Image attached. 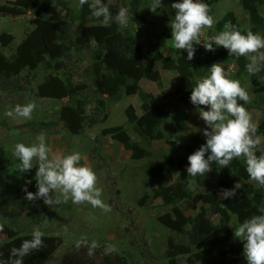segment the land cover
I'll list each match as a JSON object with an SVG mask.
<instances>
[{"label":"trees","instance_id":"16d2710c","mask_svg":"<svg viewBox=\"0 0 264 264\" xmlns=\"http://www.w3.org/2000/svg\"><path fill=\"white\" fill-rule=\"evenodd\" d=\"M217 1L219 0H202L209 7ZM237 1L245 12L248 29L238 22L234 12L226 11L215 23V32L224 31L225 23L231 21L242 34L251 30L264 36V17L260 12L264 0ZM175 2L180 0H167V3L154 13L166 15L172 22L175 9L171 4ZM150 6L148 0H129L125 7L128 9V20L135 26L145 24L153 13L149 9ZM28 11L36 15L31 20L35 27L25 39L26 43L32 44L33 47L27 53L20 44L8 56L0 53V82L4 85L13 83V86L19 87L20 90V82L27 81L24 75L27 73V77L31 73L29 69L34 71L41 68L34 95L48 100L67 99V103L60 107L55 121L72 135H80L82 129L88 125L105 122L108 102H117L123 93L126 96L136 95L140 101V114H137L132 105H128L124 110L127 127L119 125L101 130L102 136L112 138L129 151L131 160L137 158L140 142H169L168 134L163 132L162 127L170 117V104L158 102L156 96L145 92L140 86L141 80L152 82L162 90L161 71L179 76L182 85L176 95L177 101L192 106L191 91L199 79L209 75V68L213 63H234V75L239 79L247 72L246 64L250 63L247 57L237 58L229 55L223 47H218L215 53L208 51L207 54L201 51L199 45H195V58L191 61L187 60V52L184 50H181L180 54L170 47L169 53L165 54L161 45L164 46L167 41L164 37L171 38V24L155 37L157 45L148 46L144 50L133 35L132 29H121L114 20L110 22L109 27H105L101 20L92 16L88 4L79 9L77 18L80 21L91 20L95 24H83L76 29L73 36H69L51 0L0 1V17L24 16ZM111 12L115 16V12ZM12 41L11 35L0 34L2 47L9 46ZM83 51L91 54L90 64L84 69L88 80L77 81L74 80L73 64L75 60H79ZM261 72L264 74V69ZM261 74L252 75L251 81L254 92L264 94V83L259 80ZM240 103L243 104V101ZM91 104L94 108L88 114L87 109ZM259 129L264 131V119ZM202 132L203 130L187 139L181 148L180 156H168L163 161L149 160L145 163L144 173L151 179H160L173 171L178 173L172 183L158 186L152 197L159 199L161 205L167 209L156 218L157 221L168 230L184 237V243L169 242L165 257L168 264H176L179 257L185 258L191 264H245L243 242L234 238L229 223L234 218L239 225L253 215L264 214V186H248L244 190L239 189L235 198L223 199L225 189H232L238 181L250 180L243 158L233 160L229 167L225 168L213 163L212 171L205 176H188L185 170L188 156L206 142ZM131 134L139 141H132ZM171 145L180 148L175 142H171ZM261 148H264V145ZM257 154L259 155V152ZM193 181L202 188L201 192L194 187ZM8 182L14 189H18L22 183L15 177H8ZM201 195H205L208 213L217 218L216 222L204 221L198 216H185L182 213L183 202L198 199ZM0 224L4 225V231L0 232V259L8 260L10 250L13 247L19 248L23 240L32 238V234H20L5 223ZM3 235L5 239L1 238ZM43 240L45 246L24 257V264H44L62 245L61 238L56 236L44 235ZM61 264L129 262L124 254L118 252L104 254L101 247L89 257L87 247L77 249L74 245L63 257Z\"/></svg>","mask_w":264,"mask_h":264},{"label":"rangeland","instance_id":"374dc122","mask_svg":"<svg viewBox=\"0 0 264 264\" xmlns=\"http://www.w3.org/2000/svg\"><path fill=\"white\" fill-rule=\"evenodd\" d=\"M11 1V0H0ZM57 12L61 16L64 30L69 36H73L76 29L83 24H95L91 20L80 21L79 0H51ZM129 0H113L111 10L115 14L119 8L126 7ZM150 5L152 0H148ZM106 3L107 0H104ZM163 5L167 0H162ZM210 15L215 23L226 11H232L238 17V22L248 29V22L245 12L241 9L237 0H219L213 3ZM261 15L264 17V5L261 6ZM35 13L26 12L24 16L0 17V34L6 33L13 37L9 46L2 47L0 53L11 54L20 44L28 51L33 47L26 43V35L35 27L31 20L35 18ZM214 23V25H215ZM171 19L166 15L152 13L147 22L141 26H135L128 20L126 28L132 29V33L137 41L146 50L148 46H155V37L161 30L168 28ZM215 28L205 29L201 42L205 43L210 37L217 35ZM259 34V33H255ZM261 35V34H259ZM262 36V35H261ZM164 53H169V48L182 54L181 50L173 47V41L164 37ZM199 48L208 54L203 45ZM261 51H264L262 49ZM91 54L83 51L79 60L73 64L74 80H85V68L90 64ZM73 58L76 59L73 54ZM250 61V58L247 57ZM34 65V64H33ZM226 71H229L231 79L239 80L241 85L247 89L252 97L251 103L244 106L252 113L253 121L258 125L257 135L261 137L264 145V131L259 129V125L264 119V94L254 92L251 77L248 72L244 73L241 79L236 78L234 71L236 66L221 64ZM29 69V68H28ZM264 69V62L260 64L261 74ZM27 76L26 82H20L21 89L13 86V83L6 84L0 82V222L5 223L20 234H32L35 227H39L46 236H56L61 238L62 245L57 249L44 264H61L63 257L68 250L74 246V241L86 237L89 242L95 240L104 250L107 245H115L118 253L124 254L129 264H168L165 252L170 241L184 243V237L168 230L157 221V217L167 211L159 199H153V194L158 186L167 185L174 181L177 172L164 175L160 179H151L144 173L145 163L149 160L163 161L168 156L178 157L184 143L194 134H200L204 128V121L199 113L203 110L196 106H187L177 101V93L181 89V79L179 76L166 71H161L163 89L147 80H141L140 86L145 92L156 96L158 102H169L171 111L170 117L165 122L162 130L168 134L166 141H154L148 144L146 141L140 142V150L135 160L130 159V152L125 150L118 142L110 137L101 135V130L113 126L127 127L124 110L128 105H132L137 114H140V101L136 95L123 96L115 103L108 102L106 106L107 119L103 123L88 125L82 129L80 135H72L59 123L55 117L61 106L67 103V99L48 100L37 98L35 87L38 84V76L42 72L37 68ZM260 82L264 83V74H261ZM200 80V79H199ZM35 101L38 105L31 120H13L5 115V112L15 108L17 104H26ZM94 105L91 104L87 112L90 114ZM204 110H207L206 108ZM18 133V135L14 134ZM44 133L46 142L53 153L68 155L79 152L82 156L81 166H89L99 178L98 186L102 188V199L110 205L111 211L104 212L99 208H93L90 204L76 205L69 200L67 203L56 205L50 208L44 204L43 200L35 202L28 201L24 188L35 193L37 168L21 174L17 172V166L21 163L13 155L14 145L24 143L30 146L36 142V137ZM132 141H139L134 134H131ZM175 142L179 147L172 146ZM148 154V156H147ZM188 165L185 166V170ZM8 177H15L21 180L18 189L12 188L8 183ZM31 180L30 184L26 181ZM198 192L202 191L193 181ZM241 190L248 186L257 187L259 184L252 180L241 181ZM59 195V193H57ZM181 211L185 216H198L204 221L216 222L215 216H210L207 210V199L204 196L198 197L181 204ZM239 225L234 218L229 223L230 229ZM5 239V236H1ZM247 264L246 260L244 261ZM176 264H191L185 258H177Z\"/></svg>","mask_w":264,"mask_h":264},{"label":"clouds","instance_id":"9594fccd","mask_svg":"<svg viewBox=\"0 0 264 264\" xmlns=\"http://www.w3.org/2000/svg\"><path fill=\"white\" fill-rule=\"evenodd\" d=\"M85 4L92 10V16L101 20L105 27H109L113 20L121 29L128 26V9L121 7L113 16V0H107L106 3L104 0H79L78 7ZM163 6L162 0H152L149 9L154 13ZM171 7L175 9L174 20L170 26L173 47L186 51L187 60L195 58V45L202 44L206 51L213 53L218 47H223L231 56L250 58V63L245 66L249 75L260 71V64L264 62V51H261L264 49V36L251 30L242 34L228 21L224 25V31L202 43L204 30L212 29L215 23L209 14L208 4L202 0H180L172 3ZM231 64L234 65H228ZM229 71L221 64L213 63L209 68V75L198 80L191 91L192 106L203 109L199 115L206 125L202 132L206 142L188 156L186 171L191 177L205 176L212 171L213 163L225 168L233 160L243 158L250 180L264 186V148H261L262 140L257 135L258 125L253 121L252 113L244 106L251 103L252 97L239 80L229 77ZM37 107L35 101H29L23 105L17 104L15 108L6 111L5 115L13 120H31ZM13 155L21 161L17 172L24 174L30 171L34 162L37 168V191L33 193L27 191V187L24 188L28 201L42 199L45 205L54 208L71 200L73 204L87 203L104 212L112 210L101 198L102 188L98 186L97 173L89 166L80 165L82 156L79 152L68 155L53 153L46 142V135L41 133L30 146L16 143ZM30 183L31 180L26 181V184ZM241 187L238 181L232 189H225L223 199L235 198ZM3 231L4 225L0 224V232ZM44 235L39 227H35L32 238L23 240L19 248L13 247L8 260L0 259V264H24V257L45 246ZM233 235L243 242V256L247 264H264V214L245 219L234 229ZM74 244L77 249L87 247L89 257L100 247L97 241L89 243L83 236L75 240ZM117 251L115 245H107L104 254L110 255Z\"/></svg>","mask_w":264,"mask_h":264}]
</instances>
